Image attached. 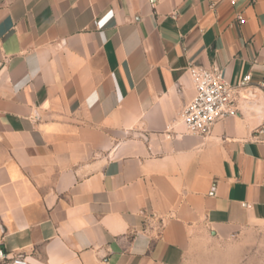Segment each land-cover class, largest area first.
<instances>
[{"label":"crops","instance_id":"1","mask_svg":"<svg viewBox=\"0 0 264 264\" xmlns=\"http://www.w3.org/2000/svg\"><path fill=\"white\" fill-rule=\"evenodd\" d=\"M190 65L237 86L206 136L178 120ZM263 79L264 0H0L8 257L184 264L264 236Z\"/></svg>","mask_w":264,"mask_h":264},{"label":"built area","instance_id":"2","mask_svg":"<svg viewBox=\"0 0 264 264\" xmlns=\"http://www.w3.org/2000/svg\"><path fill=\"white\" fill-rule=\"evenodd\" d=\"M235 4L236 0H230ZM237 19L243 23L245 19L238 14ZM188 73L192 80L194 94L181 108L178 120L186 132L208 135L214 123L234 112L236 100V85L228 83L223 76L222 69L213 65L210 67H197L190 65ZM250 74L243 78V82L250 80ZM264 87V79L261 82ZM0 262L5 264H32L22 256L9 258L0 235Z\"/></svg>","mask_w":264,"mask_h":264},{"label":"rangeland","instance_id":"3","mask_svg":"<svg viewBox=\"0 0 264 264\" xmlns=\"http://www.w3.org/2000/svg\"><path fill=\"white\" fill-rule=\"evenodd\" d=\"M184 264H264V236L249 234L203 245Z\"/></svg>","mask_w":264,"mask_h":264}]
</instances>
